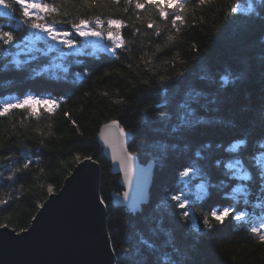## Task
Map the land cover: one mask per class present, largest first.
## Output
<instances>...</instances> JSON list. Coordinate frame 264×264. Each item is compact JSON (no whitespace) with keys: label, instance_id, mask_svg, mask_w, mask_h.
<instances>
[{"label":"trees","instance_id":"1","mask_svg":"<svg viewBox=\"0 0 264 264\" xmlns=\"http://www.w3.org/2000/svg\"><path fill=\"white\" fill-rule=\"evenodd\" d=\"M238 2L256 5L259 0H212L203 6L186 0L188 10L180 13L184 23L177 22L178 30L171 25L172 10L164 20L154 6L135 9L124 0L119 5L106 0L104 7L92 10L79 9V0H72L63 6L69 17H46L48 23L77 15L124 20L126 26L119 31L126 50L117 49L119 59L102 50L93 53L80 37H75L79 43L74 49L45 38L33 46L31 41L40 33L34 35L23 24L19 8H0V26L16 37L3 45L7 51L0 55V105L25 94L63 98L51 114L41 108L33 117L28 109H14L0 117V173L14 177L0 178V201H7L0 204V223L18 233L28 229L41 205L61 189L83 157L91 155L100 169L99 194L116 264H264V244L250 233L247 220L237 223L229 218L211 232L202 223L206 212L230 202L226 193L236 186L232 182L229 188L216 187L221 181L228 183L223 162L230 154L225 149L244 139L241 155L250 169L251 156L264 152V9L231 18L230 8ZM149 22L159 26V36L155 27H147ZM55 26L71 30L66 23ZM168 35L174 41H167ZM95 43L97 48L112 46L106 36ZM22 44L31 51L17 57ZM14 59L26 62L17 66ZM197 92L193 103L190 98ZM185 101L195 109L199 123L181 124ZM160 112L168 118L157 120ZM112 119L130 133V151L141 162L156 163L150 199L136 213L112 203V195L122 189L98 141L101 127ZM27 160L32 161L29 168L14 173ZM193 164L200 168L199 175L182 181L179 171ZM251 175L248 203L241 200L240 207L256 221L264 212V179L258 170ZM186 182L187 210L192 213L187 224L179 215L184 210L168 201ZM201 182L207 195L197 201Z\"/></svg>","mask_w":264,"mask_h":264},{"label":"snow or ice","instance_id":"2","mask_svg":"<svg viewBox=\"0 0 264 264\" xmlns=\"http://www.w3.org/2000/svg\"><path fill=\"white\" fill-rule=\"evenodd\" d=\"M112 4L119 5L120 0H110ZM212 0H197V6H203L210 4ZM72 3V0H62V3H56L55 0H0V8L3 9H13L16 7L19 8L20 18L23 21V24L26 25L29 29L34 30V35L36 33H42L43 37L40 35H35V39L39 40L46 38L56 45L62 46L67 49H74L79 41L75 37L83 38L84 41H88L90 38H95L96 40L103 39L105 36L108 40L112 42V46L105 47L102 51L107 52L110 56L119 59L117 49H125V41L122 33L119 31L126 26V23L122 19H116L108 17L106 20L102 19L100 15H95L89 18H84L83 16L77 15L75 19H67L63 21L54 20L52 23L46 22V17L55 15H62L64 17H69L71 13L63 7ZM126 5H132L134 3L135 9H144L146 5L154 6L158 12L160 18L167 20L169 17V10H172L171 25L173 28H177V22L181 24L184 23V16L180 13L186 12L188 6L186 0H144L142 3L141 0H124ZM106 0H79V9H88L92 10L97 7H104ZM73 7H76L73 4ZM264 9V0H259V3L254 5L253 2H248L247 4L238 2L230 8V17L235 18L242 14L252 15L260 12ZM124 12L128 11V7L123 9ZM8 13H5L7 15ZM69 24L71 30H60L55 26L56 24ZM105 24L107 27L105 28ZM148 28H156V35H160V29L158 25H155L154 22H149L147 25ZM116 29V31H113ZM178 30V28H177ZM16 39L14 31H4L2 26H0V55H4L7 50L3 49V45H9ZM175 37L173 35L167 36V41H174ZM19 51H17L16 56H20L21 53H29L31 48L28 44L18 45ZM87 47V45H85ZM126 50V49H125ZM156 50L160 51L161 48L159 45L156 46ZM81 54H86L81 52ZM63 56L64 53H61ZM30 59H35V57H29ZM19 66L21 63L26 61H21L19 59H14L13 61ZM151 61L145 62L147 67ZM128 67H132L131 64ZM79 76V73H77ZM160 79L163 81L167 79L165 76H161ZM227 83V80L224 81ZM107 95V93H105ZM199 96V93H195L190 99L194 103L196 97ZM59 99L43 98L36 95H27L25 94L23 98H17L14 102L5 101L0 105V117L6 116L11 110H24L28 109L30 115L33 117H38L40 114L41 108L49 114L53 112L55 108L59 106ZM120 101L118 100L117 103ZM183 107L186 109L184 114L180 117L181 124L192 125L193 123H199L196 119L195 109L191 106L189 101H185ZM67 116L68 113H65ZM168 113L160 112L158 113L156 119L162 120L167 119ZM75 124V121H73ZM100 136L103 139L104 143L112 149L113 159L118 160L121 167L125 170V183L130 184V176L133 170V161L135 158V153L128 151L125 147V139L128 136V131L121 126L120 122L116 119L110 120L108 123L104 124L101 127ZM246 141L242 138L237 139L236 142L231 143L228 148L225 149L229 153V158L223 162V175L226 177L228 183L221 181L216 187L220 189L229 188L232 182H235L234 187L230 188V191L226 193L229 203L223 207H214L210 212H206L203 216V226L205 229L211 231H218L219 226L225 225V222L231 218L237 223L248 221V224L251 225L250 233L258 238V240L264 244V217H260L258 220L254 221L253 219L248 218V213L240 207V201L243 200V203L247 205L250 181L252 179L251 171L258 170L262 179H264V152H261L260 155L253 154L251 156V169L245 163L243 156L241 155L242 148L245 146ZM264 147V146H262ZM166 145H161V149L164 150ZM259 151V150H258ZM199 155V153H197ZM6 159H11V157H6ZM76 160L79 161L80 157L77 156ZM83 160L93 161L91 155H86L83 157ZM217 165L221 163L220 160L216 161ZM31 160H27L22 164L21 167L14 169L15 172H20L24 169H28ZM200 168L196 164L184 167L179 171V178L184 181L185 178H189L193 175H199ZM0 178L6 180H13V175L4 176L3 173H0ZM188 187L186 182L184 186L178 189L174 194L168 197V201L172 202L173 207L183 209L179 215L180 218L188 223L192 213L187 209L190 207L189 194L185 192L184 189ZM199 194L196 196V200H203L207 195V188L204 182H201L198 185ZM53 188L51 185L48 187V192L51 193ZM117 195H120L119 193ZM124 200L129 199V193L125 191L123 194ZM262 197H264V190H262ZM100 204H104V200L100 199ZM7 203L6 200L0 201V204ZM167 203V201H166ZM42 207V205H41ZM135 207V205H133ZM35 219V217H33ZM215 222V223H214ZM5 224L0 223V228H6ZM192 227L196 228L197 225L195 221H192ZM28 229L21 228V232H26ZM148 248H151L152 245L148 241H143ZM115 253V249H112ZM145 264V262H141ZM158 264V262H156Z\"/></svg>","mask_w":264,"mask_h":264},{"label":"water","instance_id":"3","mask_svg":"<svg viewBox=\"0 0 264 264\" xmlns=\"http://www.w3.org/2000/svg\"><path fill=\"white\" fill-rule=\"evenodd\" d=\"M100 131L99 144L122 189L120 195H112V203L136 213L150 199L156 163L141 162L135 155L131 183L126 184L125 170L113 159L112 149L104 143ZM130 142L128 132L124 141L128 151ZM99 185L98 164L87 160L79 163L61 189L42 204L26 232L0 228V264H116L106 208L99 202ZM125 191L128 200L123 198Z\"/></svg>","mask_w":264,"mask_h":264},{"label":"rangeland","instance_id":"4","mask_svg":"<svg viewBox=\"0 0 264 264\" xmlns=\"http://www.w3.org/2000/svg\"><path fill=\"white\" fill-rule=\"evenodd\" d=\"M40 36L43 37V34L40 33ZM44 39V38H43ZM46 39V38H45ZM50 41V40H49ZM95 38H90L88 41H85L86 44H90L92 46V48L90 49L93 53L98 51V50H102L103 48L105 47H110V46H101L100 48H97L96 46H99L98 43H95ZM33 42H36L38 44V46L41 44V43H44L43 40H34V41H31V43ZM36 45L33 43V46Z\"/></svg>","mask_w":264,"mask_h":264}]
</instances>
